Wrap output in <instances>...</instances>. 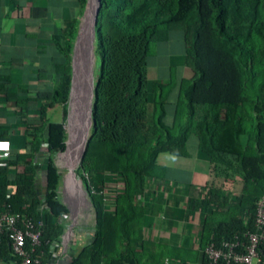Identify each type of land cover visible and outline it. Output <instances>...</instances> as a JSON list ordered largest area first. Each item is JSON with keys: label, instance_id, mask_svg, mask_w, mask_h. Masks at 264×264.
Returning <instances> with one entry per match:
<instances>
[{"label": "trees", "instance_id": "16d2710c", "mask_svg": "<svg viewBox=\"0 0 264 264\" xmlns=\"http://www.w3.org/2000/svg\"><path fill=\"white\" fill-rule=\"evenodd\" d=\"M84 9L87 0H78ZM96 24L97 53L101 67L95 83L93 126L80 164L95 213V227L87 245L70 264H164L165 258L183 264H209L204 249L211 241H246L254 231L255 207L264 194V0H100ZM181 32L188 77L177 80L172 69L167 82L152 85L150 100L148 60L158 44ZM78 34L68 21L58 47L66 63L59 87L39 93L34 121L27 99L0 84L5 103L19 111L27 136L24 151H12L10 161H0V209L9 204L17 212L29 211L36 220L41 199L43 237H63L61 221L69 212L59 198L61 175L51 161L42 168L37 160L64 151L63 123L50 122L48 110L70 91L73 47ZM178 89L173 119L167 106ZM70 94V92H69ZM194 135L198 148L211 160L212 173L240 181L238 200L222 196L212 187L206 201L211 209L205 219L198 252L144 239L145 210L135 198L145 193L147 180L162 178L161 153L189 156L187 143ZM1 138H7L6 135ZM120 176L124 187L114 211L106 209L107 185ZM228 182V181H227ZM29 206V209L26 207ZM2 239H9L3 237ZM0 249L6 253L8 244ZM139 243L140 251L133 250Z\"/></svg>", "mask_w": 264, "mask_h": 264}, {"label": "crops", "instance_id": "0c3cea01", "mask_svg": "<svg viewBox=\"0 0 264 264\" xmlns=\"http://www.w3.org/2000/svg\"><path fill=\"white\" fill-rule=\"evenodd\" d=\"M85 9L78 0H0V84L6 80L11 91L29 101L32 110L30 118L33 120L36 117L34 111L40 106L35 96L53 93L69 64L58 47L59 43L66 41L63 30L68 21H75L78 25ZM172 69L176 70L178 81L189 76L181 32H172L168 41L157 45V55L148 60L150 100L153 99V83L167 82ZM177 98L178 89L171 94L167 106L169 123L173 119ZM0 103V139L10 140L13 150L22 152L24 148L13 144L14 131L7 128L17 120L19 111L14 105L4 102L1 92ZM59 104L56 103L55 107ZM55 107L49 109L48 113ZM4 135L7 138H1ZM198 144V139L191 135L187 143L189 156H176L168 152L158 156V164L165 168L164 176L148 179L145 193L135 198V204L145 210V240L198 252L205 219L213 209V206L206 204L211 188H222L223 197L239 196L241 182L237 180L232 183L223 175L213 174L211 160L199 150ZM111 183L107 185L109 188L115 186ZM111 191L105 192L109 212L114 211L113 203L119 193ZM89 229L75 230L72 239H76L78 251L91 242L89 236L92 231ZM61 239H66V230ZM132 248L141 250L139 243H134ZM199 256L197 263L189 264H201Z\"/></svg>", "mask_w": 264, "mask_h": 264}, {"label": "built area", "instance_id": "2783aa9c", "mask_svg": "<svg viewBox=\"0 0 264 264\" xmlns=\"http://www.w3.org/2000/svg\"><path fill=\"white\" fill-rule=\"evenodd\" d=\"M12 151V142L0 139V161H10ZM229 196L232 200H238L235 195ZM41 202L38 209L42 214L40 220H36L27 210L17 212L13 211L9 204L2 205L0 249L5 240L9 249L6 253L1 252L0 264H70L77 255L78 245L76 239H72L78 225L76 215L73 213L69 216L67 213L61 219L66 226V239L44 241V215L48 211V204L45 198L41 199ZM26 209H29V206ZM3 237L9 239H2ZM245 238L246 241L225 240L219 244L211 241L204 249V256L209 264H264V194L255 207L254 231L248 232ZM164 264L183 263L167 258Z\"/></svg>", "mask_w": 264, "mask_h": 264}, {"label": "bare ground", "instance_id": "6f19581e", "mask_svg": "<svg viewBox=\"0 0 264 264\" xmlns=\"http://www.w3.org/2000/svg\"><path fill=\"white\" fill-rule=\"evenodd\" d=\"M98 0H90L88 10L82 21V29L75 48L73 61V79L69 94L68 114V148L60 154L61 165L69 171L68 177L76 181H68V187L76 192L77 200L82 205L87 203L85 191L76 179L74 172L81 163V153L85 141L89 137L92 114L91 109L94 98V77L96 61V9ZM59 155V154H58ZM74 201V200H73ZM81 207V206H80ZM77 210V209H76Z\"/></svg>", "mask_w": 264, "mask_h": 264}, {"label": "rangeland", "instance_id": "374dc122", "mask_svg": "<svg viewBox=\"0 0 264 264\" xmlns=\"http://www.w3.org/2000/svg\"><path fill=\"white\" fill-rule=\"evenodd\" d=\"M86 11V9H85ZM84 11V13H85ZM84 18V14L81 17V19H79V24H78V32L80 29V22L82 25V21ZM78 35V34H77ZM175 38L177 39V36L175 35ZM76 40L74 43V47H73V51H72V55H71V59H70V63L72 66V75L70 78V82L72 83V79H73V61H74V56H75V47H76ZM96 61H95V70L93 72V74L95 75L94 79V84L96 83V80L98 78L99 75V71H100V67H101V60H100V56L97 53V41H96ZM157 55V47L154 49L153 55L151 57H155ZM189 74V72H188ZM95 86V85H94ZM71 90V85H70V89ZM70 92V91H69ZM68 92V95H69ZM69 97V96H68ZM69 100V98L67 99V101ZM66 100H62L60 102L59 105H57L55 107V109H53L52 111H50L48 113V120L50 122H58V123H63L64 127H65V131H66V140H65V144H66V148H68V140H69V133H68V124H69V114H68V105ZM1 104V103H0ZM1 106V105H0ZM15 122L11 123L7 128H10V130L14 131L13 135H12V141L13 144H17V146H19L21 149H23L25 147L26 144V140H27V136L26 133L24 132L25 128L24 125L19 121L18 116H16ZM32 122L34 120H31ZM91 126H92V121H91ZM91 131V128H90ZM90 135V133H89ZM65 148L64 151H66L67 149ZM64 151H57L51 154L45 155L40 157L37 162L38 164H40L42 166L43 169H45L47 167L48 161H51L54 166L56 167V169L58 170L59 174L61 175V184L59 186L58 189V194H59V198L62 201L63 204H65L68 209H69V216L72 215L73 213L76 215V219L77 221V231L83 229L84 227H88L90 228V231L94 230L95 227V213H94V209L91 205L90 202V198L89 195L87 193V186L85 181L83 180V178L80 175V165L77 166V168L75 169V173L77 176V180L79 183H81V185H83V189L85 191V197L87 200L86 206L85 204L82 205L83 203L81 202V200H77V195L76 192H72L68 187V180H70V182L72 183V181H76L73 178H69L68 174L69 171L66 167H64L63 165H61V161H60V154L63 153ZM59 154V155H58ZM113 183L115 184V186H117L115 188V190L111 191L113 193H118L119 189H122L124 187V183L123 180L120 176H113L112 178ZM114 186V187H115ZM74 200V201H73ZM110 202H113V200H109ZM82 203V204H81ZM81 206V207H80ZM77 209V210H76ZM69 222V221H68Z\"/></svg>", "mask_w": 264, "mask_h": 264}, {"label": "water", "instance_id": "95a60500", "mask_svg": "<svg viewBox=\"0 0 264 264\" xmlns=\"http://www.w3.org/2000/svg\"><path fill=\"white\" fill-rule=\"evenodd\" d=\"M89 3H90V0H87L86 11H85V13H84V16H85V14H86V12H87V10H88ZM100 6H101V3H100V0H98V1H97V9H96V24H97V18H98V14H99ZM81 29H82V27H81V23H80V29H79V32H78V35H77V38H76V42H78V40H79L80 33H81ZM76 44H77V43H76ZM75 48H76V47H75ZM74 51H75V49H74ZM94 85H95V84H94ZM93 92H94V98H93V105H92V109H91V114H92V126H93V123H94V122H93V108H94V105H95V104H94V101H95V97H96V95H95V86H94V88H93ZM91 130H92V128H91ZM90 136H91V132H90L89 137H88L87 140L85 141L84 148H83L82 153H81V161H82L83 156H84V153H85V151H86V149H87V146H88V143H89Z\"/></svg>", "mask_w": 264, "mask_h": 264}]
</instances>
